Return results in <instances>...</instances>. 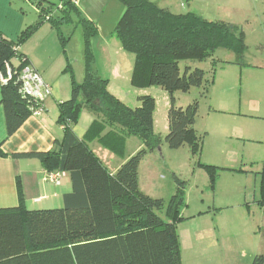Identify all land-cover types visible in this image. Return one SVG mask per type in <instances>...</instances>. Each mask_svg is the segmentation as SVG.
<instances>
[{"label": "trees", "instance_id": "trees-1", "mask_svg": "<svg viewBox=\"0 0 264 264\" xmlns=\"http://www.w3.org/2000/svg\"><path fill=\"white\" fill-rule=\"evenodd\" d=\"M33 1L39 10L36 23L21 31L15 41L0 32V73L7 79L1 104L12 134L32 115V107L38 106L20 93V72L32 66L20 52L21 45L46 21L56 28L62 42L68 41L62 25L77 21L83 26L85 77L80 83L73 78L71 99L59 103L64 137L52 150L36 154L48 171L69 172L72 190L64 195L62 207L28 209L21 197L19 206L0 208V264H182L178 224L185 219L181 208L186 182L176 176L178 191L168 202L142 192L139 184L144 156L156 150L162 139L154 130L155 98L142 94L138 106H129L110 92L109 80L94 68L90 41L98 25L80 12L77 0H59L58 13L49 0ZM119 1L125 11L115 34L123 49L135 56L132 84L161 87L170 93L165 141L172 149L189 145L194 154L199 153L202 141L195 128L199 101L180 107L175 92L202 88L206 73L189 65L182 70L180 63L204 61L220 48L242 56L243 32L194 12L173 13L151 0ZM84 108L101 117L81 139L73 126ZM128 136L137 137L143 146L112 173L89 142L97 139L123 156ZM0 155L5 154L0 150ZM253 264H264V255H257Z\"/></svg>", "mask_w": 264, "mask_h": 264}, {"label": "rangeland", "instance_id": "rangeland-1", "mask_svg": "<svg viewBox=\"0 0 264 264\" xmlns=\"http://www.w3.org/2000/svg\"><path fill=\"white\" fill-rule=\"evenodd\" d=\"M49 1L58 13L59 0ZM151 1L160 7L170 4L173 13L194 12L210 21L229 23L243 32L246 47L242 56L220 48L204 61L180 63L182 70L189 65L206 73L202 88L175 92L180 107L199 101L195 128L202 148L197 154L189 145L172 149L166 143L170 93L153 86L154 130L162 139L141 162L140 189L168 202L178 191L176 176L186 182L181 208L185 219L178 228L182 264H253L257 255H264V0ZM22 3L28 15L39 19L34 1ZM96 6L104 10L102 15H108V5L101 2ZM61 28L68 37L67 42L60 40L62 46L69 44L74 51L78 47L83 52V26L73 21ZM102 38L100 34L93 36L91 44L98 63L106 65L108 50L102 49ZM140 142L135 136L127 138V157L137 153ZM97 143L95 140L91 145ZM114 158L109 160L112 169L122 159ZM210 229L213 232L208 237Z\"/></svg>", "mask_w": 264, "mask_h": 264}, {"label": "crops", "instance_id": "crops-1", "mask_svg": "<svg viewBox=\"0 0 264 264\" xmlns=\"http://www.w3.org/2000/svg\"><path fill=\"white\" fill-rule=\"evenodd\" d=\"M22 1L0 0V32L14 41L17 40L21 31L38 20L37 16L35 19L27 14ZM29 1L33 2V0ZM90 1L77 0V7L86 18L96 22L97 34L103 36L102 49L108 50V58L104 60L106 65L102 62L99 64L92 49L91 38L90 45L95 56L94 68L99 75L109 80V90L112 94L129 106H138L140 95H153L151 93L153 86L140 88L132 84L135 56L127 54L115 34L117 20L122 17L125 7L119 0H97L91 4ZM101 2L109 6L108 15H102L104 10L96 6V3ZM166 4L163 8L170 9L171 5ZM94 10H97L98 14ZM85 49L84 47V51L80 52L77 47L74 51L69 44L63 47L56 28L50 22L41 24L34 35L21 45L20 52L51 85L53 92L44 102L43 114L29 116L12 134L8 132L6 113L1 104L3 80L0 77V150L5 154L0 155V208L19 206L21 197L28 209L59 207L64 204V195L71 192L70 173L61 172L60 183L50 181L47 179L50 171L43 166L36 154L52 150L55 142L64 137V126L58 121L59 103L71 99L73 78L80 83L85 77ZM13 62L15 65L20 63L18 59H14ZM75 64L79 66L76 67ZM76 69L79 71L76 72ZM100 117L84 108L78 122L73 126L74 133L79 138H84L95 119ZM95 140L98 142L97 146L93 147L92 141L89 142V146L109 170L115 173L129 157L124 153L121 161L116 162V167L112 169L109 160L113 162L114 157L119 155L105 148L97 139H93ZM142 146L140 142L136 151H139ZM212 232L211 229L208 231V237L212 235ZM179 237L181 243L180 233Z\"/></svg>", "mask_w": 264, "mask_h": 264}, {"label": "built area", "instance_id": "built-area-1", "mask_svg": "<svg viewBox=\"0 0 264 264\" xmlns=\"http://www.w3.org/2000/svg\"><path fill=\"white\" fill-rule=\"evenodd\" d=\"M9 75H11V71L9 70ZM1 79L6 82L7 79L4 77L2 73H0ZM20 81V93L24 97H30L36 103H38L37 107H32V115L41 116L44 112V102L45 100L52 95V87L49 85L41 73L37 71L33 66L24 67L19 76ZM47 179L52 182L60 183L61 180V172H49L47 175Z\"/></svg>", "mask_w": 264, "mask_h": 264}]
</instances>
